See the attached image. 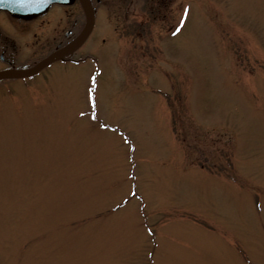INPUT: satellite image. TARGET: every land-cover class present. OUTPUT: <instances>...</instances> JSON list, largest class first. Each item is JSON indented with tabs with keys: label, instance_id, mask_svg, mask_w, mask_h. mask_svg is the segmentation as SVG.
Masks as SVG:
<instances>
[{
	"label": "rangeland",
	"instance_id": "rangeland-1",
	"mask_svg": "<svg viewBox=\"0 0 264 264\" xmlns=\"http://www.w3.org/2000/svg\"><path fill=\"white\" fill-rule=\"evenodd\" d=\"M171 6L0 95V264H264V0Z\"/></svg>",
	"mask_w": 264,
	"mask_h": 264
},
{
	"label": "flooded vegetation",
	"instance_id": "flooded-vegetation-1",
	"mask_svg": "<svg viewBox=\"0 0 264 264\" xmlns=\"http://www.w3.org/2000/svg\"><path fill=\"white\" fill-rule=\"evenodd\" d=\"M89 2L95 17V25L83 45L74 52L44 65L33 75L1 78L0 95L24 89L32 79L45 74L55 65L59 67L81 63L82 57L78 53L93 35L98 17L104 14H118L131 19L139 15H166L167 12L173 11L175 7L172 8L171 4L176 0H89ZM146 25L139 24L138 28H144ZM86 26L87 14L81 0H29V2L0 0V71L35 65L51 53L70 45ZM129 27L136 25L130 24ZM140 35L141 30L137 33L138 37Z\"/></svg>",
	"mask_w": 264,
	"mask_h": 264
},
{
	"label": "water",
	"instance_id": "water-1",
	"mask_svg": "<svg viewBox=\"0 0 264 264\" xmlns=\"http://www.w3.org/2000/svg\"><path fill=\"white\" fill-rule=\"evenodd\" d=\"M81 1H82V4L86 10V14H87V27L82 32V34L80 35V37L78 38V40L76 42H74L70 46L63 48L62 50H60L61 52L59 51V52L51 54L49 57H47L46 59L42 60L41 62L37 63L35 66H33L29 69H12V70L1 71L0 72V78L1 77H10V76H25V75L35 73L36 71H38V69H40L46 63H48L52 60H55L56 58L61 57L64 53H67L68 51L74 50L79 45H81V43L84 41V39L87 37V35L91 31V29L93 27V23H94V15H93V12L91 10V6H90L89 1L88 0H81Z\"/></svg>",
	"mask_w": 264,
	"mask_h": 264
},
{
	"label": "snow or ice",
	"instance_id": "snow-or-ice-1",
	"mask_svg": "<svg viewBox=\"0 0 264 264\" xmlns=\"http://www.w3.org/2000/svg\"><path fill=\"white\" fill-rule=\"evenodd\" d=\"M21 2H29V0H21ZM187 12V9H185V13ZM186 18V16L185 17H182V19H181V23H183V20ZM180 29L179 28H177V31H179Z\"/></svg>",
	"mask_w": 264,
	"mask_h": 264
}]
</instances>
